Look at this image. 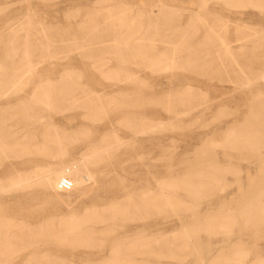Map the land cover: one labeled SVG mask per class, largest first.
I'll use <instances>...</instances> for the list:
<instances>
[{
    "label": "rangeland",
    "instance_id": "1",
    "mask_svg": "<svg viewBox=\"0 0 264 264\" xmlns=\"http://www.w3.org/2000/svg\"><path fill=\"white\" fill-rule=\"evenodd\" d=\"M261 74L264 0H0V264H264Z\"/></svg>",
    "mask_w": 264,
    "mask_h": 264
},
{
    "label": "bare ground",
    "instance_id": "2",
    "mask_svg": "<svg viewBox=\"0 0 264 264\" xmlns=\"http://www.w3.org/2000/svg\"><path fill=\"white\" fill-rule=\"evenodd\" d=\"M27 35V34H26ZM43 39H49V37H42ZM28 40V39H27ZM27 43V41H26ZM28 44V43H27ZM242 50V48L240 49ZM24 56H25V62H26V69L29 73H33L35 72L36 68L35 66L31 65L29 59H28V56H27V52H26V49H25V52H24ZM173 58V57H172ZM109 63V62H108ZM248 68V67H247ZM169 69V68H168ZM167 69V70H168ZM28 75V74H27ZM26 75V76H27ZM257 80L259 81H264V74H261L259 75L257 78ZM39 88H41V86H39ZM39 90V89H38ZM42 92V89L40 90ZM62 90L59 89L56 90L53 88V91L51 90V94H52V97L54 99V96L57 97V96H62ZM59 92V93H57ZM76 90H74V92L71 90V93H75ZM40 93V92H39ZM9 94V93H8ZM39 96H42V93L38 94ZM37 96V95H36ZM98 98V96H97ZM49 99V98H48ZM105 113V112H104ZM101 114V113H100ZM251 123H248V126L250 125ZM163 125V124H162ZM165 125V124H164ZM246 129L245 128H241L236 135H238V139H235L233 140L232 144H239V145H242V146H250L251 145V141L254 140V139H257V140H264V129H261L258 133H256V135H258L256 138H252L249 134H247V131H245ZM139 137V136H138ZM117 142L120 144L123 143V141L121 139H119L118 137L116 138ZM116 149V148H114ZM84 161L86 160H89L90 159V156L89 155H85L83 157ZM95 157L93 158V161H94ZM71 165L73 166H76L77 163H71ZM52 168H48L47 169V172L45 173V177H49L52 173H53V170H51ZM220 175V172L216 171V169H213L212 171H209V175L205 176L207 177L208 179H205L203 176H201L200 178H195V179H191V181H188V182H185L184 184V188L187 189V190H194V191H200V190H203L205 189L207 186L209 187V183H212L214 184V182H216L217 180V177ZM49 179V178H48ZM25 182L21 181L19 183L20 184H23ZM18 184H14L13 187H12V190H16ZM222 190V189H221ZM145 205V203H142V202H138L135 204V206H143ZM244 222H245V225L246 227L242 228V229H250V230H253L254 232H258L260 231V228L264 227V206H260V209L256 210L255 212H253V215H249L247 216L245 219H244ZM93 230V229H92ZM91 230V231H92ZM95 232V230H93ZM102 232L101 233H107L108 231H110L109 228H104L103 230H101ZM74 237H77L78 234H73ZM138 239H136V242L138 241L139 245L141 244H146V243H143V242H149L150 241V236L148 233H146L144 230H142L139 235L137 236ZM159 238H168L167 236L164 237V235H160ZM175 242L177 243H182L183 238H181L178 235L175 236L174 238ZM140 247V246H139ZM146 251H148L146 249ZM146 251H142V250H136L134 251L135 254H145ZM130 252V247L128 248H124V250L122 251L123 254L125 253H128ZM152 253V252H151Z\"/></svg>",
    "mask_w": 264,
    "mask_h": 264
}]
</instances>
